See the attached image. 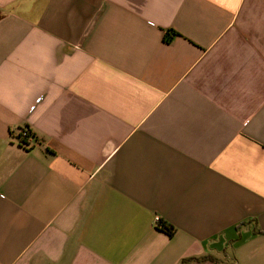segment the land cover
I'll use <instances>...</instances> for the list:
<instances>
[{"label": "crops", "instance_id": "obj_1", "mask_svg": "<svg viewBox=\"0 0 264 264\" xmlns=\"http://www.w3.org/2000/svg\"><path fill=\"white\" fill-rule=\"evenodd\" d=\"M0 264H264V0H0Z\"/></svg>", "mask_w": 264, "mask_h": 264}, {"label": "trees", "instance_id": "obj_2", "mask_svg": "<svg viewBox=\"0 0 264 264\" xmlns=\"http://www.w3.org/2000/svg\"><path fill=\"white\" fill-rule=\"evenodd\" d=\"M169 31H171V30H166V34H167V36H168V34L170 33ZM174 33L172 32V35H173ZM168 40H170V37H168ZM25 129H27L28 131H29V133L26 135V136H24L23 134H21V133H19L18 134V139H20V141L22 142V143H24L25 145H29V142H28V139H30V138H33V139H35L36 141H38L37 140V137L34 135V133L31 131V129L28 127V126H25V127H22L21 128V130H25ZM157 227L159 228V229H162V230H164V231H166L170 236L173 234V232H174V228L173 227H171L170 225H168L165 221H163V220H160L159 222H158V224H157ZM193 260H200L201 258H199V257H194V258H192ZM186 261V260H185ZM184 262V261H183Z\"/></svg>", "mask_w": 264, "mask_h": 264}, {"label": "built area", "instance_id": "obj_3", "mask_svg": "<svg viewBox=\"0 0 264 264\" xmlns=\"http://www.w3.org/2000/svg\"><path fill=\"white\" fill-rule=\"evenodd\" d=\"M40 99H41V98H37L35 103L39 102ZM34 107H35V104L32 106V108H34ZM19 133H21V134H23L24 136H26V135L29 133V131H28L27 129H25V130H20ZM31 140H33V138L28 139L29 144H30V141H31ZM19 142H20L21 144L25 145L24 143H22V142L20 141V139H19ZM25 146H29V145H25ZM160 220H161V219H160L159 216H156V217H155V223H156V225L158 224V222H159Z\"/></svg>", "mask_w": 264, "mask_h": 264}, {"label": "rangeland", "instance_id": "obj_4", "mask_svg": "<svg viewBox=\"0 0 264 264\" xmlns=\"http://www.w3.org/2000/svg\"><path fill=\"white\" fill-rule=\"evenodd\" d=\"M21 130V129H20Z\"/></svg>", "mask_w": 264, "mask_h": 264}]
</instances>
